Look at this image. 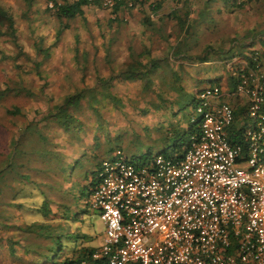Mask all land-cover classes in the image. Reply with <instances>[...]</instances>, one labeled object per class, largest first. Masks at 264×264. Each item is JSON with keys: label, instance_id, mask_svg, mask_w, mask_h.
<instances>
[{"label": "rangeland", "instance_id": "obj_1", "mask_svg": "<svg viewBox=\"0 0 264 264\" xmlns=\"http://www.w3.org/2000/svg\"><path fill=\"white\" fill-rule=\"evenodd\" d=\"M262 5H257L255 10L246 7L243 12L234 14V19L239 25L235 27L237 34H240L239 27L244 26L258 30L264 40V2ZM0 8L12 16L16 35V40H13L6 32L5 26L0 25V31L5 33L0 34V222L6 221L10 225L9 228H0V239L5 238L4 235L11 236L7 243L9 247L0 243V264H25L19 257L20 248L25 250L24 254L29 262L42 264L43 253L40 255L36 250L39 245H35L37 247L34 248L35 252L27 248L31 245L27 240L30 243L33 238L34 241L37 236L33 234L37 231L40 232L38 236L41 239L54 243V245L50 243L53 247L63 236L61 239L63 252L81 245L99 246L102 240L104 224L98 213L88 205V187L84 185V176H91L96 170V162L101 159L98 149L101 145L102 127L98 129L99 141L95 140L96 143L88 149L90 152L97 151L98 156L88 151L75 152L77 147L75 144L82 130L77 125L78 120L81 119L85 129L86 123L100 119L103 110L105 112L103 108L106 98L101 94L100 99L93 102L97 109L93 118L88 117L89 109L76 108L69 122H63L62 118L57 119L66 131L61 143L58 138L60 131L64 133L62 127L57 120L53 117L46 118V115L77 86H85L86 82L88 85L92 84V79L85 76L86 70L102 69L100 56L108 47L113 53L118 52L119 30L113 28L112 24L109 25V13L102 12V9L96 11L95 6H89L90 11L85 18L73 19L55 17L46 9L49 8L47 0H0ZM219 16L221 19L216 22L213 29L210 28L212 23H215V17L212 19L214 22L205 24L206 30L205 28L187 30L176 25L163 31L168 37L167 54H177L176 51L182 49L187 54L194 52L199 59L193 61L185 57L180 62L173 63L174 67L169 76L174 80L170 86L164 87L160 84L157 95H150V98H153L151 102L138 105L137 109L132 108L131 103H127L128 107L117 113L118 136L115 142L110 141L112 146L118 145L128 157L136 159L148 154L154 155L164 149L170 151L173 144L182 145L185 142L188 133L184 131L197 119L194 100L197 90L210 84H223V78L228 75L224 61L238 52L247 53L253 47L242 46V38L239 36L235 38L233 41L235 44L226 55L210 53L216 47L209 44L215 35H223L222 39H225L231 34L229 22H225L228 15ZM64 24H68L69 27L62 28ZM59 30L61 31L57 33ZM183 32L185 34L195 32L194 45L190 46V49L181 40L184 37ZM222 39L215 41V44L224 45L225 41ZM259 42L258 37L255 38L254 46L262 45ZM188 43L192 45L191 40ZM39 47H49L48 53L39 54L37 52ZM75 48L77 56H74ZM156 48L161 49L160 44L156 45ZM89 55L98 56L97 62L86 61L85 64V57ZM203 56H207L206 59H201ZM76 57L78 63L75 61ZM35 62H41L40 66L34 68ZM167 76L160 73L164 83ZM71 81L74 85L70 83ZM79 81L82 84H79ZM16 105L21 108L20 114L11 115L6 112ZM110 112L112 114L115 111ZM106 121L107 118L104 119V122ZM60 179L66 182L64 193L69 198L68 204L73 206L70 213L74 216L63 222L45 221L34 208L40 206L44 200L49 201L48 196L44 197L41 194L43 187L48 191L50 184L54 185L51 192L61 189L55 187L62 184ZM31 193L34 195L24 196ZM57 196L58 193H55V198ZM12 198L22 204L20 210L13 204L8 205L7 202ZM24 200H27L26 203ZM23 204L27 205L25 209ZM50 206L55 208L54 205ZM27 207H30L31 211ZM75 210L81 214H76ZM12 214L17 215L18 219L22 220L25 217L33 221L22 220L23 224L20 225L23 228L17 229L16 225L19 224L11 219ZM57 223L64 226L63 230H67V234L61 235L58 232L57 237L47 239L46 232H50ZM55 227L56 230H61L59 225ZM69 227L72 232L68 230ZM83 234L90 237L84 239ZM23 238H26V241ZM45 244L46 259L52 264L55 249L48 243Z\"/></svg>", "mask_w": 264, "mask_h": 264}, {"label": "built area", "instance_id": "obj_2", "mask_svg": "<svg viewBox=\"0 0 264 264\" xmlns=\"http://www.w3.org/2000/svg\"><path fill=\"white\" fill-rule=\"evenodd\" d=\"M86 1L122 22L116 7L137 3ZM224 63L234 88L197 92V131L182 155L131 159L116 148L100 161L87 201L102 241L78 264H264V50Z\"/></svg>", "mask_w": 264, "mask_h": 264}, {"label": "crops", "instance_id": "obj_3", "mask_svg": "<svg viewBox=\"0 0 264 264\" xmlns=\"http://www.w3.org/2000/svg\"><path fill=\"white\" fill-rule=\"evenodd\" d=\"M264 0H245L243 3V6L238 8L235 5L238 3V0H228L227 2L224 0H150L145 1L143 3H138L134 8L127 11V15L129 17L127 22H122L119 18V20H115L112 22H109L110 19H108L109 25L112 24L113 28H117L119 30L118 34V46L119 50L116 53H113L112 50L105 49L101 57V67L102 69H87L86 70V78L92 79V84L88 85L86 82V88L96 89L100 90V94L105 96V105L103 109H105V112L103 110L102 117L100 119H95L89 123L85 124L84 129V123H81V119L78 120L77 125L78 127L82 128L81 132L79 133L80 136L78 137V140L75 145V152H87L89 148H91V145L96 143L95 140L99 141L98 136V129L101 126L102 128V138H101V145L99 146V155L101 156V159L96 162V169L100 163L101 160L105 158H109L112 154V151L116 148H121L118 145L112 146L111 140L117 139L118 133L116 131L117 125H118V114L121 109L128 107V104L131 103L132 108L137 109L138 105H141L143 103H149L152 101L153 98H150L151 96L157 95V90L160 84L165 87V85H169L174 80L169 75L172 73L171 69L174 67L173 63H178L181 61V59L187 57L191 60L199 59L196 57L193 53L187 54L186 52L180 53V54H174L166 52V47L168 45V37H166L167 33L163 32L165 29L169 27H173L176 25H179L178 22V16L182 18L185 25L183 27L187 30H198V29H204L205 24L208 25V23L214 22L212 19L215 17V23L211 25L213 27L215 26L216 22L221 19L219 15L226 14L228 15L225 17L228 23V27L231 31V34L225 38L222 39L223 35L221 36H214V39L212 43L209 44L213 45L215 48L210 53H223L226 55L227 52L230 51L232 45L235 43L236 37L241 36L242 38V46L247 45H253L251 49L258 48L264 50V40L261 37V33L256 29H249L248 27H242L240 26L239 33L235 32L237 28L236 25L238 22L234 19V14L237 12H243V9L248 7L249 9L255 10V7L258 5L263 6ZM158 7H155L156 5ZM254 5V6H252ZM95 6L96 10L100 8L98 5H91ZM250 6V7H249ZM260 6V7H261ZM102 12L108 13L107 10L102 9ZM145 15H148L151 20V24L147 25L143 22ZM239 25H237L238 27ZM180 27V26H179ZM210 27V24H209ZM208 27V28H209ZM206 30V28H205ZM184 33V32H183ZM195 32L189 33L188 38H190L192 45H194V38ZM197 35V34H196ZM217 36V37H216ZM198 38L199 35H197ZM258 37V40L260 41L258 46L255 45V38ZM224 40V45H217L215 44V41L218 40ZM190 40H186V42H190ZM199 40V39H198ZM211 40V39H210ZM200 43V42H199ZM161 49H157L156 45H159ZM207 44V43H205ZM204 44V45H205ZM185 45V44H184ZM190 45V43H188ZM198 45V43H197ZM186 46V45H185ZM219 46L220 48H218ZM150 50V53L147 52V50ZM250 52V50L247 53L244 52H238L232 56H229L227 59L232 58L233 56H238L240 58H247V54ZM91 57V58H90ZM207 56H203L201 59H206ZM87 62H97L98 56L89 55L88 57H85ZM226 59V60H227ZM70 61V59H68ZM225 60V61H226ZM224 61V62H225ZM155 63V64H154ZM76 66V65H75ZM226 68V67H225ZM228 71V70H227ZM160 73L163 75L167 74L168 78H166V83L162 81V78L160 77ZM133 74V75H131ZM102 78L103 80H106V83H103V86L100 88L97 83H99L98 79ZM229 77V74L226 78H223V84H220L224 87V89H228V91L232 90L234 86L229 85V81H227ZM211 85V84H210ZM208 86V85H207ZM206 87V86H205ZM98 88V89H97ZM171 90V89H170ZM200 90V89H199ZM197 90V91H199ZM172 91V90H171ZM108 95V96H107ZM132 95V97H130ZM149 95V96H147ZM168 98V96H166ZM195 99V98H194ZM128 103V104H127ZM235 104V107H237V115H239V112L242 111L241 103L240 101L236 100L233 101ZM77 108H85L88 110V117L93 118V115L95 114L94 109L96 108L95 103H89L87 101L80 102L77 106ZM110 110H114L115 112H110ZM112 115V117H111ZM107 118V121L104 122V119ZM59 123V121H57ZM60 127H62V133L60 131V137L58 138L61 141L65 138V128H63L62 123H59ZM106 126V127H105ZM191 125H189L190 127ZM189 127L184 131L186 134L188 133ZM92 129H94V132H92ZM113 136V137H109ZM187 140V139H186ZM118 142V141H117ZM184 144L181 146L180 143H175L170 148V151L160 150L159 152H173L176 156L182 155V152L184 150ZM90 152V151H88ZM94 156H98L97 151L90 152ZM158 153V152H156ZM148 155L141 156V157H147ZM60 176V174H57ZM56 175V176H57ZM95 175L96 170H94L91 174V176H84V185L86 187H91L90 185L95 182ZM58 178V177H57ZM59 179V178H58ZM62 184L55 185L57 188H61L60 190L57 189V191L51 192L52 186L54 185L50 184V189H47L45 187L43 191H41V194H43L44 197H49V205H54L55 208L50 206L53 210H56V206L59 204L62 205H69L70 208L71 204L67 202L69 200L68 196L64 193L66 182L63 181V179H60ZM87 183V184H86ZM57 184V183H56ZM30 192V191H29ZM28 192V193H29ZM55 193H58L57 198H55ZM34 194H26L24 196H33ZM81 193H79V196ZM22 196V198L24 197ZM58 199H63L62 201ZM27 200H24L26 203ZM14 202V203H13ZM70 202V201H69ZM8 205L13 204V206L19 205L17 202H15V198H12L10 201L7 202ZM26 204H23L24 209L26 208ZM18 207V206H17ZM22 208V206H21ZM29 211H31L30 207H27ZM19 211V210H18ZM76 214H81V212L75 210ZM18 215L19 212L17 213ZM8 218V217H7ZM9 219V218H8ZM11 219H13L14 223L16 224H23V222H32V220H27L25 217L21 220V218L18 219V216L15 215L11 216ZM10 219V220H11ZM49 221L50 219L46 218V221ZM63 222L65 220L63 219H57L53 222L57 221ZM6 222V221H5ZM56 225H59L61 230H56ZM51 229L50 232L47 233V239L52 237H57L58 232L61 235L67 234V230H63L64 226L62 224H56ZM70 232H72L70 227L68 228ZM54 233L52 235V233ZM39 231L35 232L33 235L37 236L35 237V242L32 241L28 244L27 248H29V251L35 252L34 248L36 244L39 245V248L36 250L38 253L42 256V264H50L48 260L46 259V248L45 243H48L51 245L50 247H53L51 241L46 242V240L41 239L38 236ZM50 233V234H49ZM49 234V235H48ZM59 234V235H60ZM60 235V236H61ZM83 238H89L90 236L83 234ZM5 238L0 239V243L3 245L8 246V242L11 239V236L4 235ZM63 237V236H62ZM59 238L58 242L60 241L63 245V240ZM20 239V238H19ZM24 240L26 238H23ZM102 239V238H101ZM22 241V240H20ZM26 241V240H25ZM102 241V240H101ZM57 242V243H58ZM52 243V244H50ZM55 244L54 251V257L56 258V262H58L60 259L64 258L65 256H68L74 248L72 247L71 250L64 251L63 250L57 254V250L59 249L58 244ZM9 247V246H8ZM63 247V246H62ZM78 247H88V246H78ZM97 247V246H95ZM34 249V250H32ZM51 249V248H50ZM11 253V251H8ZM25 250H19V257L22 258V262L25 264H33L29 262L26 258ZM8 254V253H7ZM53 258V257H52ZM8 260V259H7ZM51 262H53L51 260Z\"/></svg>", "mask_w": 264, "mask_h": 264}, {"label": "trees", "instance_id": "obj_4", "mask_svg": "<svg viewBox=\"0 0 264 264\" xmlns=\"http://www.w3.org/2000/svg\"><path fill=\"white\" fill-rule=\"evenodd\" d=\"M145 1L146 0H140V1L136 0V2H137L136 5L138 3H143ZM224 1L227 2L228 0H224ZM244 2H245V0H238V3L235 6L240 8L243 6ZM94 4L97 5L96 3L87 2L86 0H68L65 4H63L61 6L54 7V8H46V9L48 11H50L55 17H58L60 19H64V18H66V19L85 18L86 14L90 11L89 6L94 5ZM154 6L158 7L159 5L157 6V4H156ZM99 9H102V8L100 7V8H98V10ZM98 10H96V11H98ZM128 10H130V9H128ZM128 10L123 8V7L117 6L114 11L117 13L118 17H122V14L127 13ZM115 20H119V19H115ZM112 21H114V20L110 18L109 22H112ZM143 22L146 23L147 25L151 24L150 17L148 15H145ZM178 22H179L180 27H183V25H185L184 21L182 20V18L180 16H178ZM0 25L5 26L6 32H8L9 35L12 36L13 40H16L14 20H13L12 16L10 14H8L2 8H0ZM68 27H69L68 24H64L62 26V28H65V29H67ZM60 31L61 30H59L57 33H59ZM2 33H3V31H0V34H2ZM3 34H5V33H3ZM188 35H189L188 33H186V34L184 33L182 35V37L183 36L184 37L181 38V40L186 45V47H188L190 49V46H193V45H188V43L186 42V40L188 39ZM48 48L49 47H46V48L39 47L37 52L39 54L44 53L46 55L48 53ZM76 51H77V49L75 48V55L74 56H77ZM147 52L150 53V50L148 49ZM183 52H185V51L182 49L181 50L179 49L176 51L177 54H180ZM75 61H76V63H78L79 60L77 57H76ZM40 64H41V62H35L33 66H34V68H37L40 66ZM85 64H86V59H85ZM84 67H86V66H84ZM131 75H133V74H131ZM80 79L82 80L83 78H80ZM98 81H99V83H97V84L99 85L100 88L103 86V83H106V80H103L102 78H99ZM227 81H229L230 86L231 85H232V87L234 86L235 81L233 78L230 77V74H229ZM70 83H72V85H74V82L71 81ZM78 83L82 84V82H80V81ZM43 84H45V83H43ZM79 84H76V85H79ZM86 87H87L86 85L85 86L84 85L77 86V88L74 91L69 92V94L67 93L65 95V97L63 98V101L59 105H56L55 107H53L54 111H53V109H50L48 111L46 118L53 117L54 120H57V119L59 120L62 118L63 122L67 123V122H69V120H71V118L73 116L72 112L75 111V109L77 108V106L80 102L87 101L89 103H92L95 100L100 99V95L102 93L100 94V90L98 88H97L98 90H96V89H91V88L88 89ZM102 97H105V96L103 95ZM94 111L96 112L97 109L95 108ZM6 112L8 114H11V115L20 114L21 108H19L17 105L12 106L11 108L7 109ZM196 131H197V126L194 124H191V126L188 129V138H189V136L194 134ZM188 138H187V140H185L184 143H182V145L183 144L186 145L188 143ZM14 143H16V141H14ZM160 153H162L166 156H169V157H173V156L176 157V155L173 152H160ZM148 156L151 157L152 155L150 156L148 154ZM137 161H138V163H141L140 162L141 160H137ZM96 183L97 182H96V177H95V182H93L90 185L91 187L87 188V190H88L87 191V197H89V195L91 194V192L95 188ZM0 192H1V188H0ZM16 201H17V199H16ZM17 202H19V201H17ZM18 204L19 205H17L18 206L17 208L20 210L22 204L20 202ZM34 209L37 210V212L43 217V219L45 221H46V218H48L50 220L63 219L65 221H68L70 216H72V217L74 216L70 213L72 208H70L69 205L59 204V205H57L56 210H53L50 207L48 201H45V200L40 206L35 207ZM40 222H44V221H40ZM8 226L10 227V225H8L6 222L5 223L0 222V228L2 227V229H3V228H7ZM16 226H18V227H16L17 229L23 228V226H21L20 224L16 225ZM83 237L84 236H82V238ZM57 244L59 246V249L57 250L56 253L58 254L59 251L61 252L63 250V247H62L63 245L60 241ZM94 248L95 247H77V248H74L68 256H65L64 258L60 259L58 262H56V258L53 256L52 264H78L83 258L90 256V254Z\"/></svg>", "mask_w": 264, "mask_h": 264}]
</instances>
